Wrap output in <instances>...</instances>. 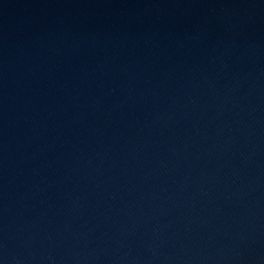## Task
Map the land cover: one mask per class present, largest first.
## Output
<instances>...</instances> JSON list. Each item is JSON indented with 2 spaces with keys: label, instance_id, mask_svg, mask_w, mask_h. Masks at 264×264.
I'll return each mask as SVG.
<instances>
[{
  "label": "water",
  "instance_id": "water-1",
  "mask_svg": "<svg viewBox=\"0 0 264 264\" xmlns=\"http://www.w3.org/2000/svg\"><path fill=\"white\" fill-rule=\"evenodd\" d=\"M0 264H264V0H0Z\"/></svg>",
  "mask_w": 264,
  "mask_h": 264
}]
</instances>
